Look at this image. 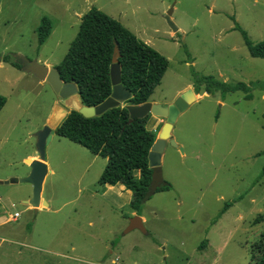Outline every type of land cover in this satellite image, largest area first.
Returning <instances> with one entry per match:
<instances>
[{
  "label": "rangeland",
  "instance_id": "374dc122",
  "mask_svg": "<svg viewBox=\"0 0 264 264\" xmlns=\"http://www.w3.org/2000/svg\"><path fill=\"white\" fill-rule=\"evenodd\" d=\"M92 8L169 60L151 101L168 106L203 77L245 83L253 99L243 91H219L180 114L172 132L179 147L169 142L161 160L163 178L173 188L144 204L147 235L125 233L132 210L104 195L98 172L103 160L93 162L91 151L67 138L55 137L46 148V161L56 169L42 193L52 201L51 210L36 213L21 204L32 184L10 181L28 170L24 159L37 150L36 133L58 97L49 83L0 64V94L7 99L0 113V180L11 177L0 184V264L259 260L264 222L254 221L264 214V59L250 55L236 26L254 44L263 41L264 0H0V54H22L57 68ZM171 9L177 32L165 19ZM43 18L52 22V31L39 45ZM4 210L22 211V218L2 223Z\"/></svg>",
  "mask_w": 264,
  "mask_h": 264
},
{
  "label": "trees",
  "instance_id": "16d2710c",
  "mask_svg": "<svg viewBox=\"0 0 264 264\" xmlns=\"http://www.w3.org/2000/svg\"><path fill=\"white\" fill-rule=\"evenodd\" d=\"M236 29L245 37L250 55L264 59V40L254 44L246 31L240 26H236ZM51 31L52 22L49 18H43L37 29L39 45L45 43ZM115 48L120 51L123 86L132 93V98L124 105L93 118H86L80 112L72 111L57 130V135L106 158L108 163L99 185L106 187L122 183L133 194L131 210L142 215L144 204L152 197L150 186L154 169L150 167L149 154L157 140V134L147 129L151 114L129 123L128 107L151 101L169 68V60L139 39L120 21L92 8L82 16L79 33L57 68L64 82L78 83L85 106L97 107L113 92L110 71ZM0 62L22 69L15 54H0ZM198 83L200 85L194 87L196 94H200L203 88L208 94L221 91L225 95L243 91L246 99H253L250 87L242 82L230 84L213 77H203ZM6 103L7 99L0 94V113ZM172 188V184L164 180L156 193L170 191ZM229 207L231 204H227L224 210ZM262 222L264 214L259 215L254 224ZM250 264H264V251L259 260L253 259Z\"/></svg>",
  "mask_w": 264,
  "mask_h": 264
},
{
  "label": "water",
  "instance_id": "95a60500",
  "mask_svg": "<svg viewBox=\"0 0 264 264\" xmlns=\"http://www.w3.org/2000/svg\"><path fill=\"white\" fill-rule=\"evenodd\" d=\"M173 9L168 11L165 16L169 26L174 32L179 31V28L172 20ZM16 58L22 66V71L30 74L49 83L58 95L61 102L56 104L54 110L43 129L36 133L37 137V151L39 153V160H28L27 163L31 167L29 176L21 179H13L11 183H30L33 185V197L29 203L38 209L41 205L47 206V202L42 198L44 182L49 173L46 163V148L51 143L53 136L57 130L68 117L72 111L80 112L86 118H93L101 116L110 109L117 108L124 105L132 98V93L125 89L122 83V66L119 62L120 51L115 48L113 56V63L111 66V81L113 85L112 95L106 99L101 105L97 107H87L84 105L78 83L64 82L61 72L56 67H48L40 64L38 61L30 60L22 54H15ZM197 100L195 92L192 88L183 93L173 104L163 106L152 102L145 103L138 106L128 107L130 111V121L138 118H145L149 114L166 119V123L160 131L159 137L154 143L152 150L149 154L150 167L154 169L152 182L150 186V195L156 194V191L164 183L163 173L161 170L162 153L171 142L175 147L179 145L172 138V132L178 117L184 112L193 102ZM6 181L5 183H10ZM2 183V182H1ZM134 230H140L144 234H148L144 225L143 219L140 215H136L130 219V224L125 233H130Z\"/></svg>",
  "mask_w": 264,
  "mask_h": 264
},
{
  "label": "crops",
  "instance_id": "0c3cea01",
  "mask_svg": "<svg viewBox=\"0 0 264 264\" xmlns=\"http://www.w3.org/2000/svg\"><path fill=\"white\" fill-rule=\"evenodd\" d=\"M147 43V42H146ZM3 63L4 62H0V64H1V66L2 67H4L3 66ZM7 64V63H6ZM47 65L48 66H51L49 63H47ZM12 66V65H11ZM13 67V66H12ZM18 70H20V69H18ZM30 75V74H29ZM43 82H46V81H43ZM195 92V91H194ZM57 95V94H56ZM195 95H196V98H197V100H199V99H201L203 96H206V95H208V93H206L205 91H203V93H200V94H196L195 93ZM57 97H58V95H57ZM60 98L58 97L57 98V100L55 101V103L52 105V107H51V109H50V111H49V113H48V115H47V117H46V119H45V121L43 122V126H45L46 124H47V122H48V120H49V118H50V115H51V113H52V111H53V109H54V107L56 106V104H58V103H60L61 102V100H59ZM152 103H158V104H162L160 101H151ZM170 104H173V103H170ZM169 104V105H170ZM166 123V120H165V118H162V117H158V116H155V115H153V114H151V117L149 118V120H148V122H147V129L148 130H150V131H153L154 133H156L157 134V139H158V137H159V134H160V131H161V129L163 128V126H164V124ZM41 130V129H40ZM55 137H59V138H64V137H60L59 135H57V133L53 136V139L55 138ZM52 139V140H53ZM168 144H169V142H168ZM92 155H93V162H97V161H99L98 159H102L103 160V162H99V169H98V172H100V171H102V174H103V172H104V170H105V168H106V166H107V163H108V160L106 159V158H103V157H101V156H99V155H95V154H93L92 153ZM63 158H65V157H63ZM40 159V157H39V153H38V151L37 150H33L30 154H28L26 157H25V159H24V162H26L27 163V161L28 160H31V161H34V160H39ZM46 163H47V166H48V169H49V173H48V175L46 176V179H45V182H47V180H48V178L50 177V176H54V175H56V169H55V167H53L52 166V163L50 162V161H46ZM27 165H28V170L27 171H25L24 173H22V174H20V175H13L14 177H17V178H25V177H27V176H29V174H30V172H31V167H30V165L27 163ZM9 178H11V177H8L7 179H4V180H0V184H6L5 183V181L6 180H8ZM2 182V183H1ZM45 182H44V184H45ZM12 184H15V183H12ZM31 185V184H30ZM28 187V186H27ZM31 187L32 188H29L30 190H29V192H28V194H27V198H24L23 199V201H21V204L23 205H27V208H26V210L27 211H34L35 210V212L36 213H38V212H41V211H50L51 210V203H52V201L50 200V199H47L46 197H44L43 196V194H42V198L44 199V200H46V202H47V206H44V205H41L38 209H35L30 203H29V201L32 199V197H33V186L31 185ZM100 187H102V186H100ZM103 189H105L104 190V192H105V194L104 195H107V193H110V194H112V195H114L115 197H117L119 200H123V202H124V204H127L128 206L130 205V203H131V201H132V192L130 191V190H128L122 183H118L117 185H115V186H111V185H107L106 187H102ZM27 190H28V188H27ZM16 205H13V207H15ZM131 209V208H130ZM3 213H5V214H7V219L6 218H4V221L2 222V223H12V222H18V221H20V219L22 218V215H23V212L22 211H14V210H4L3 211ZM10 213H20L21 214V216H20V218L19 219H17V220H10V218H9V214ZM136 215H138L137 214V212H135V211H132V214H131V217H134V216H136ZM140 216H142V215H140ZM146 219L144 218V221H145ZM143 221V222H144ZM263 223V222H262ZM260 224V223H259ZM209 245H210V243H209ZM207 247V246H206ZM205 247V248H206ZM114 262V261H113ZM112 262V263H113ZM114 264V263H113ZM119 264V263H118Z\"/></svg>",
  "mask_w": 264,
  "mask_h": 264
},
{
  "label": "built area",
  "instance_id": "2783aa9c",
  "mask_svg": "<svg viewBox=\"0 0 264 264\" xmlns=\"http://www.w3.org/2000/svg\"><path fill=\"white\" fill-rule=\"evenodd\" d=\"M20 216H21L20 213H10V214H9V218H10V220H13V221L19 219Z\"/></svg>",
  "mask_w": 264,
  "mask_h": 264
}]
</instances>
